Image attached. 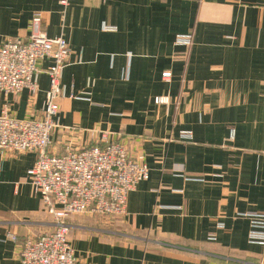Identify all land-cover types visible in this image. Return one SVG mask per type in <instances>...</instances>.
Segmentation results:
<instances>
[{"label": "crops", "instance_id": "obj_1", "mask_svg": "<svg viewBox=\"0 0 264 264\" xmlns=\"http://www.w3.org/2000/svg\"><path fill=\"white\" fill-rule=\"evenodd\" d=\"M35 14L72 49L51 150L90 145L106 130L150 169L123 216L68 218L79 260L264 264V245L249 242L239 215L264 211V0H71L64 16L59 0H0V46L26 40ZM180 34L192 45L176 44ZM51 64L39 62L34 93L0 89V113L7 104L41 117ZM37 156L0 149V264H24L23 239L53 225L28 175Z\"/></svg>", "mask_w": 264, "mask_h": 264}, {"label": "built area", "instance_id": "obj_2", "mask_svg": "<svg viewBox=\"0 0 264 264\" xmlns=\"http://www.w3.org/2000/svg\"><path fill=\"white\" fill-rule=\"evenodd\" d=\"M70 2L59 0L63 16ZM175 42L191 46L193 36L180 34ZM71 54L72 49L64 36L50 37L41 29L40 14L33 17L31 33L26 40L9 37L0 46V89L7 97L25 87L36 92L39 62L44 58L52 59L46 69L50 85L41 117H17L7 104L0 113V149L38 153L28 175L53 224L42 233L23 239L18 254L24 264H83L69 239L68 218L81 213L107 218L123 216L130 191L150 172L145 163L106 130L97 133L95 142L90 145H68L62 152L51 150V133L57 126L54 116L60 107L58 98L63 93L62 73ZM162 77L170 81L172 71H163ZM155 101L168 102L169 96L158 95ZM182 135L192 137L191 131ZM234 137L235 129L232 128L230 138ZM239 215L249 220V242L264 245V211L247 210ZM219 226L224 223L219 222ZM7 237L19 240L17 233L10 231Z\"/></svg>", "mask_w": 264, "mask_h": 264}]
</instances>
